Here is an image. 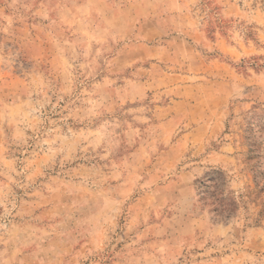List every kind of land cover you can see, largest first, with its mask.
I'll use <instances>...</instances> for the list:
<instances>
[{
    "label": "rangeland",
    "instance_id": "rangeland-1",
    "mask_svg": "<svg viewBox=\"0 0 264 264\" xmlns=\"http://www.w3.org/2000/svg\"><path fill=\"white\" fill-rule=\"evenodd\" d=\"M0 264H264V0H0Z\"/></svg>",
    "mask_w": 264,
    "mask_h": 264
},
{
    "label": "trees",
    "instance_id": "trees-1",
    "mask_svg": "<svg viewBox=\"0 0 264 264\" xmlns=\"http://www.w3.org/2000/svg\"><path fill=\"white\" fill-rule=\"evenodd\" d=\"M203 179L208 182L196 184V204L212 208L217 215L227 218L236 207L231 192H226V177L221 171L211 170Z\"/></svg>",
    "mask_w": 264,
    "mask_h": 264
}]
</instances>
